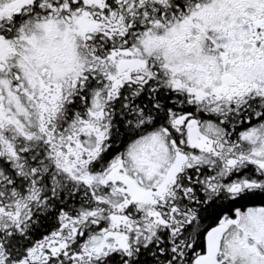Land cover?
I'll use <instances>...</instances> for the list:
<instances>
[{
    "label": "snow or ice",
    "instance_id": "1",
    "mask_svg": "<svg viewBox=\"0 0 264 264\" xmlns=\"http://www.w3.org/2000/svg\"><path fill=\"white\" fill-rule=\"evenodd\" d=\"M0 264H264V0H0Z\"/></svg>",
    "mask_w": 264,
    "mask_h": 264
}]
</instances>
